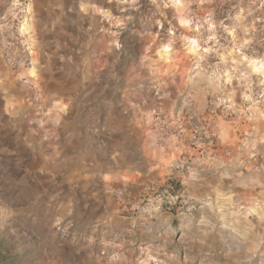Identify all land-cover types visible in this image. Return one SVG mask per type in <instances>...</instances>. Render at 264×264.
<instances>
[{"label":"clouds","instance_id":"clouds-1","mask_svg":"<svg viewBox=\"0 0 264 264\" xmlns=\"http://www.w3.org/2000/svg\"><path fill=\"white\" fill-rule=\"evenodd\" d=\"M0 264H264V0H0Z\"/></svg>","mask_w":264,"mask_h":264}]
</instances>
